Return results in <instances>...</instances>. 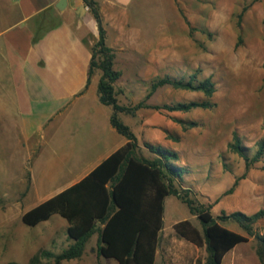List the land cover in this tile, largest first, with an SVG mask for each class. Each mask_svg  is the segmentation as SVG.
<instances>
[{
  "label": "rangeland",
  "instance_id": "374dc122",
  "mask_svg": "<svg viewBox=\"0 0 264 264\" xmlns=\"http://www.w3.org/2000/svg\"><path fill=\"white\" fill-rule=\"evenodd\" d=\"M152 2L144 0L142 4L147 15L154 8L155 1ZM156 2L163 19L160 60L144 64L143 76L136 79L133 63L128 62L125 71L122 67L124 79L117 81L119 91L116 92L121 105L133 109L141 102L156 107L210 101L214 107L191 112L142 108L123 113L122 121H129L135 129L132 131L139 143L137 155L144 160L157 159L151 146L178 152L181 160L176 164L185 168V174L174 186L181 195L193 200L195 207L210 210L217 218L223 212L253 216L264 209V158L248 167L246 159L232 152L229 145L239 137L243 146L252 149L249 154L254 157L256 143L264 138V0ZM94 50L99 62L101 57L97 49ZM163 78L193 80L194 85L211 78L217 92L208 97L201 91L166 85L147 99L153 83ZM2 149L0 264H29L42 250L55 256L62 254L74 244L63 225L64 218L55 215L35 227L23 223L35 155L13 153L15 151L7 145ZM237 180L240 182L230 194ZM190 217L191 212L179 195L168 198L165 226ZM194 221L203 231L198 216ZM223 224L248 235L238 224L229 221ZM253 231L264 236V218ZM166 241L163 235L156 264H168ZM99 244V238L92 236L80 259L62 264H118L115 259L99 255ZM240 245L244 260L251 263L259 249V241L250 236L248 242ZM174 246L180 255L173 256L170 264H207L205 246L199 252L196 249L188 251L190 257L183 256V247ZM235 262L229 260L227 264ZM42 264H56V261L44 256Z\"/></svg>",
  "mask_w": 264,
  "mask_h": 264
},
{
  "label": "crops",
  "instance_id": "0c3cea01",
  "mask_svg": "<svg viewBox=\"0 0 264 264\" xmlns=\"http://www.w3.org/2000/svg\"><path fill=\"white\" fill-rule=\"evenodd\" d=\"M63 1L0 0V152L7 145L13 153L35 155L25 213L77 185L128 143L112 124L114 108L100 100L103 73L97 70L90 77L99 23L85 0ZM97 1L120 79L128 62L134 65L135 79L142 77L144 64L160 60L162 10L156 0L149 15L144 0ZM119 118L125 117L120 113ZM125 124L135 131L129 121ZM196 216L191 213L188 220L201 230ZM65 220L68 233L70 222ZM178 222L171 221L160 234L167 238L168 264L180 255L175 244L184 248L183 256L202 249L177 234ZM103 228L98 222L93 236L100 238ZM240 247L227 253L223 264H262L257 253L251 263L244 260Z\"/></svg>",
  "mask_w": 264,
  "mask_h": 264
},
{
  "label": "trees",
  "instance_id": "16d2710c",
  "mask_svg": "<svg viewBox=\"0 0 264 264\" xmlns=\"http://www.w3.org/2000/svg\"><path fill=\"white\" fill-rule=\"evenodd\" d=\"M84 2L98 21L100 30V39L92 47L93 61L90 77L96 70H101L103 73L99 85L100 100L104 105L114 108L112 124L128 140V143L77 185L24 214L23 223L29 227L48 221L54 215H61L70 222L68 235L74 242L58 256L45 250L39 251L29 264H42L44 256L54 258L56 264L80 259L85 252V246L94 233L96 234L98 222L104 224L99 238L100 256L115 259L118 264H156L160 234L165 226L166 199L172 195H179L190 212L197 215L201 221L203 231L190 220L178 222L174 229L188 242L200 248L207 246V264H223L225 255L238 245L248 242L250 236L259 241L257 255L264 264V236L255 234L253 231L258 221L264 218V209L253 216L242 212L230 215L223 212L216 218L210 210L195 207L196 203L181 195L174 186V182L178 179L183 180L185 174V168L176 164L181 160L180 154L151 146L150 149L157 155V159L151 161L140 158L137 155L139 149L137 135L119 118L120 113H133L142 108L166 109L168 112H191L200 108L212 109L214 105L210 101H204L149 107L145 102H141L133 109L123 107L118 102L115 87L121 73L115 70L116 52L107 47V32L98 1L85 0ZM94 49H97V54L101 57L99 62L96 61ZM166 85L201 91L208 97H212L217 92L211 78L198 85H194L193 80L184 82L163 78L153 83L147 99ZM255 147V155L252 157L249 154L252 149L243 146L239 137H235L229 145L232 152L246 159L248 167L254 166L264 158V138L259 140ZM239 182L240 180H237L230 194ZM226 221L238 224L248 235L229 230L222 224ZM8 264L24 263L10 262Z\"/></svg>",
  "mask_w": 264,
  "mask_h": 264
},
{
  "label": "water",
  "instance_id": "95a60500",
  "mask_svg": "<svg viewBox=\"0 0 264 264\" xmlns=\"http://www.w3.org/2000/svg\"><path fill=\"white\" fill-rule=\"evenodd\" d=\"M66 0L63 1V3H65Z\"/></svg>",
  "mask_w": 264,
  "mask_h": 264
},
{
  "label": "built area",
  "instance_id": "2783aa9c",
  "mask_svg": "<svg viewBox=\"0 0 264 264\" xmlns=\"http://www.w3.org/2000/svg\"><path fill=\"white\" fill-rule=\"evenodd\" d=\"M88 10H90L89 7H88Z\"/></svg>",
  "mask_w": 264,
  "mask_h": 264
}]
</instances>
